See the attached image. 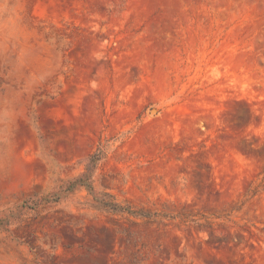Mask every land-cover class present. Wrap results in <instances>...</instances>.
I'll list each match as a JSON object with an SVG mask.
<instances>
[{
  "label": "rangeland",
  "instance_id": "obj_1",
  "mask_svg": "<svg viewBox=\"0 0 264 264\" xmlns=\"http://www.w3.org/2000/svg\"><path fill=\"white\" fill-rule=\"evenodd\" d=\"M0 264H264V0H0Z\"/></svg>",
  "mask_w": 264,
  "mask_h": 264
},
{
  "label": "trees",
  "instance_id": "obj_2",
  "mask_svg": "<svg viewBox=\"0 0 264 264\" xmlns=\"http://www.w3.org/2000/svg\"><path fill=\"white\" fill-rule=\"evenodd\" d=\"M98 160H99V155L93 154L88 158L87 165L94 167V165L97 163Z\"/></svg>",
  "mask_w": 264,
  "mask_h": 264
}]
</instances>
